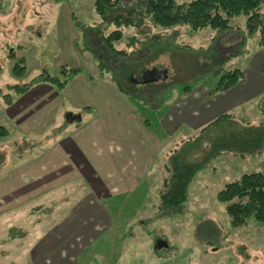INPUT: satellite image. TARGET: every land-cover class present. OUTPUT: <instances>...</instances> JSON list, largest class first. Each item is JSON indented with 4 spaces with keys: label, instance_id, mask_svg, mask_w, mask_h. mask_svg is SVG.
I'll return each instance as SVG.
<instances>
[{
    "label": "rangeland",
    "instance_id": "1",
    "mask_svg": "<svg viewBox=\"0 0 264 264\" xmlns=\"http://www.w3.org/2000/svg\"><path fill=\"white\" fill-rule=\"evenodd\" d=\"M95 1L0 0V126L8 130L7 138L0 140V174L19 166L41 147H49L65 132L84 121L85 115L62 108L47 135L43 138L30 137L22 136L7 112L13 100L22 96L18 95V91L32 79L43 73L56 76L63 66H59L60 58L65 54L61 48L58 23L62 6H66L78 23H72V34L73 45L77 47L74 58L79 63L69 66L83 69L91 78L105 77L117 84L140 118L149 121L152 128L155 125L157 133L163 138L166 135L159 119L169 108L165 103L167 96L174 93L181 96L185 87L215 86L230 69L245 67L255 46L264 41V17L253 22L258 28L254 36H248L249 16L243 14L231 17L229 23L233 29L223 32L212 27L198 31L188 26L155 28L149 19L142 17L138 25L123 27V37L115 43V49L125 54L119 59L114 55L110 58L102 53L103 47L97 41L98 32L107 34L116 26H101L102 18L95 12ZM143 1L126 0L125 5L111 12L127 14V7L141 8ZM190 1L176 0L179 4ZM260 11L264 14L263 0ZM20 57L25 58L26 71L23 76L16 77L12 67ZM158 65L167 70L168 77L143 83L142 74ZM162 101L164 108L158 110L157 106ZM68 113L80 115V119L69 123L66 118ZM247 116L250 114L247 113ZM220 118L207 130L210 135L215 132ZM181 139L182 135L175 137L177 141ZM194 139L195 135L188 143L182 142V146L189 143L192 146ZM165 146L151 168L152 177H147L134 193L108 202L115 222H120L122 227L119 230L115 228L114 232L95 243L93 249L102 251L94 254L86 264H264V223L250 220L245 226H232L225 204L216 198L227 183L236 181L235 175L253 173L256 171L253 167L264 165V157L249 163H241L240 159L229 156L217 159L191 182L185 203L176 211L168 212L159 206V191H162L159 163L172 145L168 146L167 142ZM186 154L191 156L190 151ZM225 173H229L228 177ZM72 188L78 189L76 185L64 187L55 197L51 195L30 203L33 210L27 212L29 207H26V214L17 216V224L21 222L30 227L32 238L45 235L46 229H37L32 225L38 223L36 225L40 224V228L52 225L61 212L69 209L74 197ZM60 195L62 205L57 199ZM159 239L165 240L169 247L157 249ZM2 259L5 261L1 264H9L8 260L14 259L16 262L20 259L24 261L19 252L11 254L9 259Z\"/></svg>",
    "mask_w": 264,
    "mask_h": 264
},
{
    "label": "crops",
    "instance_id": "2",
    "mask_svg": "<svg viewBox=\"0 0 264 264\" xmlns=\"http://www.w3.org/2000/svg\"><path fill=\"white\" fill-rule=\"evenodd\" d=\"M58 15L59 38L65 54L61 56L59 66H73L78 61L74 58L77 47L73 45L72 14L62 6ZM234 69L239 68L229 71ZM240 70L241 80L230 89L213 92L216 85H201L196 89L185 87L181 96L176 93L167 96L165 103L169 108L159 119L166 135L164 138L157 133L155 125L152 128L149 121L140 118L117 84L105 77L91 78L85 71L61 91L40 83L15 98L7 112L22 136L43 138L55 124L62 108L85 115V118L81 125L65 132L49 147H41L19 166L1 172L0 264L5 261L2 258L9 259L11 254L18 252L24 261L8 260L9 264H86L94 254L102 251L93 249L95 243L115 228L122 227L120 222H115L108 202L134 193L147 177H152L151 168L167 142L172 146L159 163L162 191L165 180L171 176L170 158L183 147L182 142L188 143L194 135L197 138L205 126L225 115L239 125L257 127L264 124V47L259 42L249 55L247 65ZM165 103L160 102L158 110L164 108ZM178 135H182L180 141L175 140ZM228 156L249 163L264 157V149L245 155L223 152L198 171L192 181L212 162ZM253 168L254 172L264 173V165ZM242 175H235V180ZM71 185L78 189L72 188L74 197L71 196L73 201L69 203V209L61 212L46 228H40L38 223L32 225L46 229L45 235L32 238L30 227L21 222L17 224V216L26 214V207H29L27 212L33 210L30 203L51 195L55 197ZM59 201L62 205L61 199Z\"/></svg>",
    "mask_w": 264,
    "mask_h": 264
},
{
    "label": "trees",
    "instance_id": "3",
    "mask_svg": "<svg viewBox=\"0 0 264 264\" xmlns=\"http://www.w3.org/2000/svg\"><path fill=\"white\" fill-rule=\"evenodd\" d=\"M125 2L126 0H96L94 3L96 14L102 18L101 26L106 28L111 24L116 26L110 33L98 32L99 38L97 37L98 40L96 38L103 47L102 53L107 54L110 58L114 55V58L119 59L125 54L115 49V43L122 39L123 27L138 25V21L142 17L149 19L155 28L173 29L178 26H188L192 30L198 31L212 27L223 32L233 29L229 23L231 17L243 14L249 16L247 20L248 27H250L248 36L256 34L255 30L258 28L253 24L255 19L260 21L264 17L260 11L261 2L259 0H192L183 4L177 3L176 0H144L141 8L127 7L126 9H129L127 14L111 12L112 9L125 5ZM75 20L76 18L72 14V21L77 25ZM259 43L264 47V41ZM25 71V58L16 59L12 73L16 77H21ZM83 71L81 68L63 65L59 68L56 76L43 73L32 79L29 84L18 91V95L27 93L31 87L40 83L50 84L61 91ZM241 77L240 69L223 74L213 92L232 88L238 84ZM214 123L201 130L192 146L191 143L184 145L181 149L176 150L170 158L168 169L171 176L165 180V189L159 195L161 210L174 212L180 208L189 197V186L195 174L223 152L245 155L260 153L264 149V124L257 127L239 125L229 115H225L219 119L215 132L210 135L207 130ZM7 136L8 130L0 126V140ZM189 151L191 156L186 154ZM1 161L2 157L0 156V166H2ZM216 198L225 204L232 226L242 227L247 225L250 220L264 223V173L243 174L239 180L227 183L217 193Z\"/></svg>",
    "mask_w": 264,
    "mask_h": 264
},
{
    "label": "water",
    "instance_id": "4",
    "mask_svg": "<svg viewBox=\"0 0 264 264\" xmlns=\"http://www.w3.org/2000/svg\"><path fill=\"white\" fill-rule=\"evenodd\" d=\"M168 77V72L166 69H164L162 66L158 65L152 69H148L146 70L143 74H142V78L141 81L143 83H153V82H157L159 80H164ZM67 121L69 123L74 122L76 120L80 119V115H76L74 116L72 113H68L67 116ZM167 248L168 247V243L163 240V239H159L156 243V248L157 249H162V248Z\"/></svg>",
    "mask_w": 264,
    "mask_h": 264
}]
</instances>
